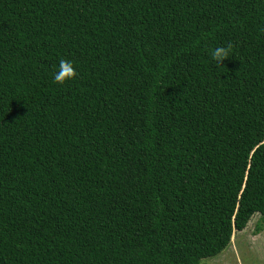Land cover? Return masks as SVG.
<instances>
[{"label":"trees","instance_id":"trees-1","mask_svg":"<svg viewBox=\"0 0 264 264\" xmlns=\"http://www.w3.org/2000/svg\"><path fill=\"white\" fill-rule=\"evenodd\" d=\"M254 215L264 0H0V264H200Z\"/></svg>","mask_w":264,"mask_h":264},{"label":"rangeland","instance_id":"rangeland-1","mask_svg":"<svg viewBox=\"0 0 264 264\" xmlns=\"http://www.w3.org/2000/svg\"><path fill=\"white\" fill-rule=\"evenodd\" d=\"M258 215H254L242 232L232 236L231 244L218 256L200 264H264V227L255 234Z\"/></svg>","mask_w":264,"mask_h":264},{"label":"clouds","instance_id":"clouds-1","mask_svg":"<svg viewBox=\"0 0 264 264\" xmlns=\"http://www.w3.org/2000/svg\"><path fill=\"white\" fill-rule=\"evenodd\" d=\"M228 47L217 46L211 50V60L221 65V62L229 57ZM76 76V69L71 60L60 59L58 62V70L53 73L52 79L55 83L63 85L67 81L73 80Z\"/></svg>","mask_w":264,"mask_h":264}]
</instances>
